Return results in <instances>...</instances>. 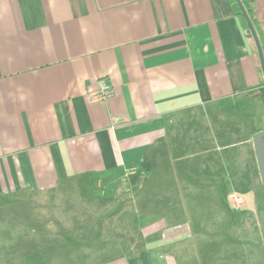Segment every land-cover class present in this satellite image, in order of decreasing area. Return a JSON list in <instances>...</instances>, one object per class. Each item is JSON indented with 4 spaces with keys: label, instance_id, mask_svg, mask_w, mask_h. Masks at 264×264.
I'll use <instances>...</instances> for the list:
<instances>
[{
    "label": "crops",
    "instance_id": "crops-1",
    "mask_svg": "<svg viewBox=\"0 0 264 264\" xmlns=\"http://www.w3.org/2000/svg\"><path fill=\"white\" fill-rule=\"evenodd\" d=\"M263 87L231 0H0V206L90 203L107 264H218L233 222L195 207L253 184L264 103L237 94Z\"/></svg>",
    "mask_w": 264,
    "mask_h": 264
},
{
    "label": "rangeland",
    "instance_id": "rangeland-1",
    "mask_svg": "<svg viewBox=\"0 0 264 264\" xmlns=\"http://www.w3.org/2000/svg\"><path fill=\"white\" fill-rule=\"evenodd\" d=\"M255 169L248 188H223L222 194L217 189L216 197L195 207L233 222V241L217 244L218 264H264V184L257 162ZM232 194L243 196L244 203L236 207ZM89 204L62 194H41L1 205L0 264H107L110 257L124 254L119 237L96 228L75 232L79 212Z\"/></svg>",
    "mask_w": 264,
    "mask_h": 264
},
{
    "label": "water",
    "instance_id": "water-1",
    "mask_svg": "<svg viewBox=\"0 0 264 264\" xmlns=\"http://www.w3.org/2000/svg\"><path fill=\"white\" fill-rule=\"evenodd\" d=\"M238 1V5L244 15V18L247 21V24L251 30L256 48H257V52H258V57L260 60V64H261V69L264 75V51H263V47L260 41V38L258 36V33L256 31V28L254 26V24L252 23L248 13L246 12L245 8L243 7L242 3L240 2V0ZM253 142H254V146H255V151H256V157H257V162H258V167H259V172H260V176H261V181L264 184V130L255 134L253 136Z\"/></svg>",
    "mask_w": 264,
    "mask_h": 264
},
{
    "label": "trees",
    "instance_id": "trees-1",
    "mask_svg": "<svg viewBox=\"0 0 264 264\" xmlns=\"http://www.w3.org/2000/svg\"><path fill=\"white\" fill-rule=\"evenodd\" d=\"M231 1H232V5L234 7V10L236 12V15L238 16L244 31L246 32L247 36L254 41L251 30H250V28L247 24V21L244 18V15H243V13H242L239 5H238V1L237 0H231ZM240 2L242 3L243 7L245 8V10L248 13L252 23L254 24V26L256 28V18L254 16V12H253V8H252L250 0H240ZM256 31H257V29H256ZM254 44H255V42H254ZM237 96L242 97V98H251V97L258 98L264 103V87L262 89H246L244 91L239 92L237 94Z\"/></svg>",
    "mask_w": 264,
    "mask_h": 264
},
{
    "label": "built area",
    "instance_id": "built-area-1",
    "mask_svg": "<svg viewBox=\"0 0 264 264\" xmlns=\"http://www.w3.org/2000/svg\"><path fill=\"white\" fill-rule=\"evenodd\" d=\"M100 86H101V91L98 94H94L92 96L93 100H95V101H106V100L110 99L114 94L112 87L108 83H106L105 81H101ZM230 198L234 202L236 207L241 206L245 200L243 196L238 195V194H232Z\"/></svg>",
    "mask_w": 264,
    "mask_h": 264
}]
</instances>
